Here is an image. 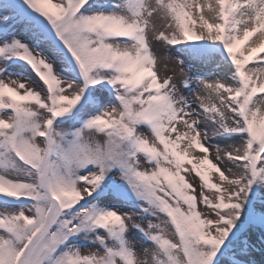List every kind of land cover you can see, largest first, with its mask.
<instances>
[{
  "label": "snow or ice",
  "instance_id": "snow-or-ice-1",
  "mask_svg": "<svg viewBox=\"0 0 264 264\" xmlns=\"http://www.w3.org/2000/svg\"><path fill=\"white\" fill-rule=\"evenodd\" d=\"M0 264H264V0H0Z\"/></svg>",
  "mask_w": 264,
  "mask_h": 264
},
{
  "label": "bare ground",
  "instance_id": "bare-ground-1",
  "mask_svg": "<svg viewBox=\"0 0 264 264\" xmlns=\"http://www.w3.org/2000/svg\"><path fill=\"white\" fill-rule=\"evenodd\" d=\"M155 47H157L158 49H161V51H162V47H160V46H155ZM223 142L226 143V141H223ZM192 154H193V155H197L198 153L192 150ZM215 155H216L215 151H214V154H209L210 159H212L213 161H215ZM186 165H187V164H186ZM186 168H189V169H190L191 166H187ZM212 176H213V179L215 180V179L217 178L218 174L214 173ZM197 181H198V180H197ZM197 181H196V182H197ZM257 258L259 259V256H257Z\"/></svg>",
  "mask_w": 264,
  "mask_h": 264
},
{
  "label": "rangeland",
  "instance_id": "rangeland-1",
  "mask_svg": "<svg viewBox=\"0 0 264 264\" xmlns=\"http://www.w3.org/2000/svg\"><path fill=\"white\" fill-rule=\"evenodd\" d=\"M154 46H160V47H162V45H159V44H157V45H154ZM158 54H162V51L160 52V53H158ZM177 73H178V70H177ZM177 79H179V77L177 76ZM221 143V142H220ZM225 142H222L221 144H224ZM214 150L215 149H210V152H209V154H214ZM193 151H195V152H197L198 153V150H193ZM187 166H191V165H185V167H187ZM214 174V173H213ZM212 174V175H213ZM197 183H198V181H197ZM125 210H127V209H125ZM136 236H137V239L139 240L140 239V237H139V234H136Z\"/></svg>",
  "mask_w": 264,
  "mask_h": 264
}]
</instances>
